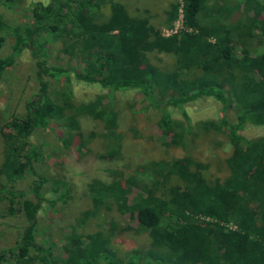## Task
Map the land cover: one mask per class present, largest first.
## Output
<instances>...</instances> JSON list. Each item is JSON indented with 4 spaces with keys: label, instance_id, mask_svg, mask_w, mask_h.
Segmentation results:
<instances>
[{
    "label": "trees",
    "instance_id": "1",
    "mask_svg": "<svg viewBox=\"0 0 264 264\" xmlns=\"http://www.w3.org/2000/svg\"><path fill=\"white\" fill-rule=\"evenodd\" d=\"M17 1L0 0V5L11 7ZM180 8L192 31L169 36L157 30L148 17L131 15L116 0L34 2L25 9L30 22L13 28L0 14V48L7 32L13 39L10 55L0 59V80L24 50L30 52L38 73L24 115L0 126V197H4L8 213H19L24 221L15 247L0 254V264H120L108 247V237L85 226L71 234L58 263L37 242V214L43 203L51 201L43 193L48 180L34 167L42 155L31 146L30 138L38 130L52 129L53 120L63 121L61 127L75 131L68 140L63 138L65 147L77 136L78 149L83 148L86 143L76 118L86 116L100 121L108 138L118 139L111 104L115 93L126 91H136L148 105L161 110L158 127L169 138L162 144L180 149L186 136L180 132L181 124L171 119L169 107L182 109L186 103L206 99L219 103L223 112L234 106L235 121L229 122L223 115L216 128L224 131L232 147L225 160L228 178L222 185L190 187V199L172 203L145 186H139L141 191L132 197L133 179L123 180L119 174V181L90 189L96 208L82 214L80 224L94 220L105 201L120 216H129L135 223L132 231L145 234L150 246L134 252L126 264H264V139L247 140L242 135L249 127L264 126V19L251 17L254 11L260 12L259 0H173L166 25L176 19ZM44 34L59 40L66 59L82 65L81 75L77 69L48 64ZM151 52L173 55L175 68L164 71L153 65L147 57ZM51 81L61 85L60 105L51 97ZM74 81L107 90L110 103L103 104L101 96L73 104ZM184 119L188 126L189 118ZM209 124L203 123L202 130L207 131ZM114 141L104 158L118 154ZM186 165L195 164L188 158ZM158 168L153 165L155 173ZM27 171L33 177L28 190L2 185V178L15 183ZM169 171L184 175L180 167ZM50 189L57 196L55 201L68 198L67 187ZM228 223L237 229H227L223 224Z\"/></svg>",
    "mask_w": 264,
    "mask_h": 264
},
{
    "label": "rangeland",
    "instance_id": "2",
    "mask_svg": "<svg viewBox=\"0 0 264 264\" xmlns=\"http://www.w3.org/2000/svg\"><path fill=\"white\" fill-rule=\"evenodd\" d=\"M48 1L18 0L17 5L11 7L0 5V14L11 28L25 25L31 20L30 14L25 9L31 3L45 4ZM116 1L125 4L131 15L148 17L150 23L165 36L192 31L183 21L181 8L176 19L170 25H166V12L173 0ZM229 1L233 3L236 0ZM241 1L237 0V2ZM259 5L260 12L254 11L251 14L253 19H264V0H259ZM43 36L42 42L48 54V64L74 68L81 75L82 65L76 61L70 62L61 54L59 40L45 34ZM12 40L11 32H7L0 48V59L10 55ZM147 57L153 65L164 71L175 68L173 55L151 52ZM37 76L34 60L30 52L24 50L0 80V126L12 117L24 115L25 103L36 90ZM60 91L61 85L51 81L50 94L59 105ZM72 91L74 94L72 103L75 105L94 101L101 96L104 98L103 104L110 103L108 91L99 86L84 85L74 81ZM114 96L115 100L111 105L117 116L114 133L118 139L108 138L104 125L86 116L76 118L78 132L86 143L83 148L78 149L77 136L71 139L68 147H65L63 138L68 140L69 135H74L75 131L67 132L60 126L63 121L53 120L50 123L52 129L38 130L30 138L31 146L37 148L42 155L34 167L38 174L47 178L48 182L43 188V193L45 198L51 201V203H43L37 214V242L42 248L51 252L50 256L56 259V263L63 256L71 234L74 231L75 234L76 231L80 232L79 228L84 226L90 232L100 231L108 237V247L120 264H126L134 252L141 253L149 249L147 236L132 231L135 223L130 217L120 216L115 206L106 201L101 204L94 220L87 221L83 226L80 224L79 219L82 214L96 208L94 193L90 191L93 186L97 190L103 185L109 186L115 182V179L120 180L118 177L120 174L123 180L133 179L132 197L135 192L141 191L139 186H145L152 192L156 191L162 199L178 203L181 199H190V187L202 184L208 187L222 185L228 178L225 160L230 156L232 147L224 131L217 132L216 128L223 115L229 122L235 121L234 106L223 112L219 103L206 99L186 103L182 109L169 107L171 119L181 124L182 131H179L186 136L184 147L180 149L162 144L166 136L161 135L158 127L162 114L160 109L148 105L136 91L117 92ZM184 116L189 118L188 126ZM203 123H210L207 131L202 130ZM242 135L247 140L264 139V126L249 127L242 131ZM113 140H116L114 150L118 154H115L113 159L104 158L111 149ZM2 151L3 142L0 134V163ZM188 158H191L195 165L187 166ZM154 164L159 165L157 173L153 169ZM161 164L166 165L161 166ZM170 167L172 169L180 167L184 175L173 174L169 171ZM32 178V174L27 171L23 178L15 183H9L3 178L1 182L8 189L13 187L14 190L26 191ZM55 185L68 188V198L65 201H55L57 196L50 189ZM52 201L55 202L53 205ZM190 203L193 201L191 200ZM109 207L111 209H108ZM23 225L22 215L19 213L10 215L6 210V201L1 196L0 254L15 247ZM223 225L227 229H237L233 223Z\"/></svg>",
    "mask_w": 264,
    "mask_h": 264
},
{
    "label": "built area",
    "instance_id": "3",
    "mask_svg": "<svg viewBox=\"0 0 264 264\" xmlns=\"http://www.w3.org/2000/svg\"><path fill=\"white\" fill-rule=\"evenodd\" d=\"M173 34H175V33H173ZM171 35V34H170ZM169 36V35H168Z\"/></svg>",
    "mask_w": 264,
    "mask_h": 264
}]
</instances>
